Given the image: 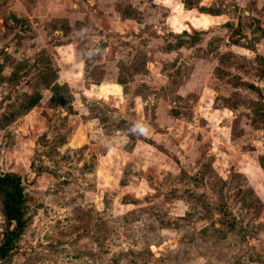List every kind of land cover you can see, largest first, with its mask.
Returning a JSON list of instances; mask_svg holds the SVG:
<instances>
[{
  "label": "rangeland",
  "instance_id": "obj_1",
  "mask_svg": "<svg viewBox=\"0 0 264 264\" xmlns=\"http://www.w3.org/2000/svg\"><path fill=\"white\" fill-rule=\"evenodd\" d=\"M237 3L0 0V173L26 218L0 264H264V27L222 23ZM109 145L136 163L97 169Z\"/></svg>",
  "mask_w": 264,
  "mask_h": 264
},
{
  "label": "crops",
  "instance_id": "obj_2",
  "mask_svg": "<svg viewBox=\"0 0 264 264\" xmlns=\"http://www.w3.org/2000/svg\"><path fill=\"white\" fill-rule=\"evenodd\" d=\"M253 1H254V4H252L251 2H249L250 4H247L246 0H238V3H237V5H239L238 12H239V10H241L240 12H242L245 16H247L246 18H243L241 16L242 14L239 15V13H238V15L240 17L239 18L236 17V19H235V17H232V14L229 13V15L231 17L228 16L227 14H225L226 19H225V22H222V23H231V24H229V26H232L233 22H234V24H236L239 21H243V22L244 21H247V22L252 21L253 22L252 28H254L255 24H258L261 27H264V0H253ZM200 4L201 3H199V5ZM245 6H247L248 8H244ZM182 7L185 11H188V12L196 10V8L193 5L191 7H185V5L182 4ZM220 16H221V14H218V13L204 14V13H200L199 11H197V15H195L194 17L196 20H199V21L201 19H206L204 17H209L208 19L210 21H212L214 18H217ZM189 24L194 26V24L192 22H189ZM263 43H264L263 39H261V41H259V43H255V48H257V47L259 48V50H256V51H258L257 53L259 55H264ZM244 50H246V49H244ZM249 52H253V51H249ZM67 82L69 83V87H71V85H74L76 83V80H69V81L67 80ZM115 87H116V90L113 91V90H106V84L99 85V86L94 85L92 88L90 87V91H87V92H89V94L91 96L118 98L122 95V91H121V88L119 85H115ZM213 102L214 101L210 100L208 103L211 105V103H213ZM223 110H224V108H223ZM215 111H217V110H215ZM127 117L128 118H126V119H130V121H132L131 116H127ZM109 118H112V117H108V119ZM122 118H124V117L122 116ZM40 119H41V117H39L37 119V122H40ZM136 122H137V120L135 121V123ZM82 126H83V124H82V120H81L80 125H78L76 127V129L73 131L70 139H68V141H67L69 146L71 145V147H74V148H82L86 145H90V146L93 145V144H91V141H90V135H88L86 130L81 129ZM147 146L152 148L153 144H148ZM113 154L127 155L130 160H132V161H134V163H136V161L133 157V155L136 154V146L135 145L132 149H129L128 151H126L125 149H123L121 147L116 146V148H115L114 146L109 145L106 152H104L103 154L102 153L96 154L97 157L100 156V158H98L96 160L97 169L98 168H104V166H102L100 163L105 158H106V160H108V158H114ZM106 167L111 168V166H108V164L106 165Z\"/></svg>",
  "mask_w": 264,
  "mask_h": 264
},
{
  "label": "trees",
  "instance_id": "obj_3",
  "mask_svg": "<svg viewBox=\"0 0 264 264\" xmlns=\"http://www.w3.org/2000/svg\"><path fill=\"white\" fill-rule=\"evenodd\" d=\"M52 87L54 90H59L57 86ZM38 101L39 97L30 98L26 105H18V109L7 114L4 120L14 121V117L25 114L36 106ZM0 210L5 223L0 239V261H2L10 255L26 224L23 186L20 176L14 172L0 173Z\"/></svg>",
  "mask_w": 264,
  "mask_h": 264
},
{
  "label": "water",
  "instance_id": "obj_4",
  "mask_svg": "<svg viewBox=\"0 0 264 264\" xmlns=\"http://www.w3.org/2000/svg\"><path fill=\"white\" fill-rule=\"evenodd\" d=\"M262 93H263V95H264V89H262Z\"/></svg>",
  "mask_w": 264,
  "mask_h": 264
}]
</instances>
